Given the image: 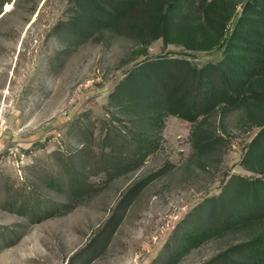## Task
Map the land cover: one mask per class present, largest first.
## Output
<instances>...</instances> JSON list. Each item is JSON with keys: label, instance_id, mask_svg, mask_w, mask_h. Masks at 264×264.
<instances>
[{"label": "rangeland", "instance_id": "374dc122", "mask_svg": "<svg viewBox=\"0 0 264 264\" xmlns=\"http://www.w3.org/2000/svg\"><path fill=\"white\" fill-rule=\"evenodd\" d=\"M83 1L0 0V264H264L241 250L264 221L217 233L208 214L234 177L264 178L245 168L264 106L191 123L119 89L158 58L223 61L243 0L206 44L83 19ZM192 2L170 24L203 38Z\"/></svg>", "mask_w": 264, "mask_h": 264}, {"label": "trees", "instance_id": "16d2710c", "mask_svg": "<svg viewBox=\"0 0 264 264\" xmlns=\"http://www.w3.org/2000/svg\"><path fill=\"white\" fill-rule=\"evenodd\" d=\"M192 1L191 7L203 13V38L199 28L187 33L182 23L170 24L172 17L184 12L185 0H84L89 10L83 8L80 17H91L106 26L133 18L139 24L129 25L132 30L155 27L161 31L156 37L172 34L198 44L208 43L205 35L222 38L236 0ZM166 4L171 6L164 12ZM242 6L223 61L198 68L185 59L158 58L132 72L120 85L121 92L129 100L138 99L146 104V112L175 116L191 123L212 115L221 106L229 111L250 103L264 106V0H243ZM174 40L170 42H178ZM249 155L253 165L246 166V162L245 168L264 175V128L254 139ZM68 186L73 191L81 187L72 176L68 177ZM208 214L217 233L263 222L264 178L234 177L223 195L211 201ZM241 250L255 260L264 261V234L245 243Z\"/></svg>", "mask_w": 264, "mask_h": 264}]
</instances>
